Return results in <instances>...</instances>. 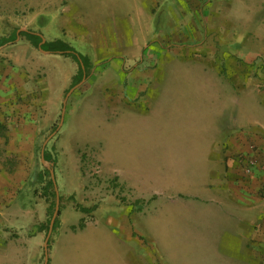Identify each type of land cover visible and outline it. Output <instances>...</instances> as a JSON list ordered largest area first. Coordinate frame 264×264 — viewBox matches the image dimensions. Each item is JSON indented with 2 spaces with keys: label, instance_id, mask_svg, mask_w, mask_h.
Listing matches in <instances>:
<instances>
[{
  "label": "rangeland",
  "instance_id": "rangeland-1",
  "mask_svg": "<svg viewBox=\"0 0 264 264\" xmlns=\"http://www.w3.org/2000/svg\"><path fill=\"white\" fill-rule=\"evenodd\" d=\"M19 29L61 39L90 62L65 101L72 58L19 35L0 46V240H27L51 217L57 193L48 264L68 226L91 222L101 200L105 209L120 199L108 157L135 140L205 137L209 126L225 140L228 119L263 105L264 0H0V37ZM44 143L55 160L54 198ZM67 246L57 264H166L147 241L117 242L100 255L93 250L105 247Z\"/></svg>",
  "mask_w": 264,
  "mask_h": 264
},
{
  "label": "crops",
  "instance_id": "crops-1",
  "mask_svg": "<svg viewBox=\"0 0 264 264\" xmlns=\"http://www.w3.org/2000/svg\"><path fill=\"white\" fill-rule=\"evenodd\" d=\"M262 104L228 119L225 140L209 126L205 137L135 140L118 159L108 157L106 173L120 199L114 196L105 209L101 200L91 222L68 226L66 248L54 247L52 264L59 255L65 262L70 243L82 251L105 247L93 250L100 255L125 240L153 243L166 264H264ZM249 159L255 163L246 174ZM42 224L27 240L1 239L0 264H44Z\"/></svg>",
  "mask_w": 264,
  "mask_h": 264
},
{
  "label": "trees",
  "instance_id": "trees-1",
  "mask_svg": "<svg viewBox=\"0 0 264 264\" xmlns=\"http://www.w3.org/2000/svg\"><path fill=\"white\" fill-rule=\"evenodd\" d=\"M15 33L16 32L14 31L8 37H0V46L6 44L8 42L14 41L15 37H16ZM19 36H23L32 46L38 47V49H40V50L49 51L51 53L62 52V54L64 56L72 58L77 64V71H76L75 75L72 77V83H71L70 87L74 86L75 84H77V83H79L81 81V79L83 77L84 70H86V68L90 64L89 59H88V57L86 55H83V54H80V53L76 52V50L69 43H67V42H65V41H63L61 39H54V40L44 41L39 46L42 38L39 35L33 33L32 31H21L19 33ZM78 58H80V60L82 62V65L78 61ZM43 158H44L45 161L52 162L53 163V167H54L55 160L52 159L45 150H44ZM47 174H48V171L46 170L43 173H38V177H39V179L44 180V176L47 175ZM53 185H54L53 181L50 178L45 183V188L46 189L50 188V190H51L50 194L54 198V192H53V189H52ZM54 205H55V202H54V200H52L50 202V204H49L48 212H50L52 210V208H54ZM90 209H82V210L88 212V211H90ZM50 216H51V214H49V217ZM50 218H48L46 220V222L43 223L42 226L40 227V230L44 231L45 235L47 234V231H48V225H49ZM55 221H56V218L54 220L53 228H54V225H55ZM79 226H82V224H80Z\"/></svg>",
  "mask_w": 264,
  "mask_h": 264
},
{
  "label": "water",
  "instance_id": "water-1",
  "mask_svg": "<svg viewBox=\"0 0 264 264\" xmlns=\"http://www.w3.org/2000/svg\"><path fill=\"white\" fill-rule=\"evenodd\" d=\"M20 31H21V30L19 29V30L16 32L17 37H16L15 40L18 39V37H19L18 35H19ZM33 33H35V32H33ZM35 34L39 35V36L42 38V40H41V42H40V44H39V46H40L45 40H44V38H43L39 33H35ZM41 51H44V50H41ZM44 52L51 53V52H49V51H44ZM59 53H62V52H59ZM78 61H79V62L81 63V65H82V62H81L80 58H78ZM83 75H84V73H83ZM82 79H83V77H82ZM82 79H81V81H82ZM81 81H80V82H81ZM73 87H74V86H73ZM73 87L70 88L69 91L67 92V94H66V96H65V101H66V99H67L69 93L72 91ZM64 105H65V103L63 104V109H64ZM63 109H62V112H63ZM53 134H54V132H53L49 137H51ZM49 137L46 139L45 143L48 141ZM45 143L43 144V147H42V150H41V158H42L43 161H45L44 158H43ZM49 172H50V176H51V179H52V181H53V184L55 185V177H54V171H53V163H50ZM55 189H56V185H55ZM58 209H59V197H58V194L56 193L55 206H54V210H53V213H52L51 218H50V221H49L48 231H47L46 238H45V243H44L45 250H46V246H47L48 238H49V236H50V234H51V231H52V228H53L54 220H55V218H56V216H57V214H58ZM45 254H46V253H45ZM44 264H47V255H45V258H44Z\"/></svg>",
  "mask_w": 264,
  "mask_h": 264
},
{
  "label": "built area",
  "instance_id": "built-area-1",
  "mask_svg": "<svg viewBox=\"0 0 264 264\" xmlns=\"http://www.w3.org/2000/svg\"><path fill=\"white\" fill-rule=\"evenodd\" d=\"M255 163V161L254 160H252V159H249L248 161H247V165H246V167H245V172H246V174L247 173H249V171H250V167L253 165Z\"/></svg>",
  "mask_w": 264,
  "mask_h": 264
}]
</instances>
